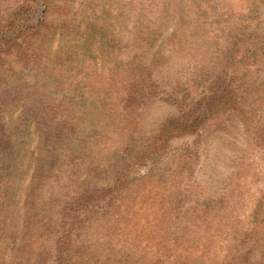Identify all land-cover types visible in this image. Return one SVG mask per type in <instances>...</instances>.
I'll return each instance as SVG.
<instances>
[{
  "label": "rangeland",
  "instance_id": "1",
  "mask_svg": "<svg viewBox=\"0 0 264 264\" xmlns=\"http://www.w3.org/2000/svg\"><path fill=\"white\" fill-rule=\"evenodd\" d=\"M241 35L249 41L235 74L226 67ZM255 63L259 73L243 75L242 65ZM255 80L261 90L230 109L216 127L224 133L192 169L203 200L241 190L225 250L251 231L264 202V152L256 148L264 137V0H53L48 8L42 0H0V264L12 263L33 215L61 220L72 209L85 220L87 185L108 186L119 163L178 115L179 103L205 98L211 82ZM171 146L130 178L147 177L183 142ZM139 191L143 198L130 207L138 214L131 225L142 228V237L129 236L134 245L152 230L153 217H145L154 197L168 195L160 186ZM258 229L261 262L264 224ZM213 242V257L224 264L227 251Z\"/></svg>",
  "mask_w": 264,
  "mask_h": 264
},
{
  "label": "trees",
  "instance_id": "2",
  "mask_svg": "<svg viewBox=\"0 0 264 264\" xmlns=\"http://www.w3.org/2000/svg\"><path fill=\"white\" fill-rule=\"evenodd\" d=\"M42 1L48 8L53 0ZM245 36L241 35L229 48L232 63L228 61L226 68L233 73L249 41ZM242 68L243 75L249 78L252 72L257 75L260 71L259 63ZM258 83L255 80L249 85L225 86L211 82L205 98L194 100L190 106L179 103L178 115L166 120L145 145L119 163L108 186L87 185L83 201L85 220L72 209L73 215H63L61 220L33 215L27 223L31 225L15 243L11 264H217L213 241H222L220 249L225 250L226 233L232 229V201L241 190L229 187L220 199L203 200L192 169L211 138L224 133L216 127L228 122L225 118L231 116L227 115L230 109H237L243 98L261 90ZM260 138L263 141L256 143V148L264 152V137ZM176 141L183 142V148L176 150L166 164L156 167L147 177L136 179V183L130 178L131 169L150 158L168 155ZM243 166V159L233 161V172L238 171L232 176L239 178L243 174L239 167ZM159 186L168 195L158 193L154 197V210L145 217H153L147 220V225L154 221L152 230L146 235L145 243L138 240L134 245L136 241L129 240V236L142 237V228L138 227L139 223L131 225L130 218L138 214L131 213L130 207L143 198L140 187L152 191ZM262 209L264 202L259 205V215H264ZM258 213L251 222V231L235 237L239 245L225 250L224 264H264V259L258 262L254 249L259 239L258 228L264 224ZM200 233L205 234L199 236ZM154 239L159 242L154 244Z\"/></svg>",
  "mask_w": 264,
  "mask_h": 264
}]
</instances>
